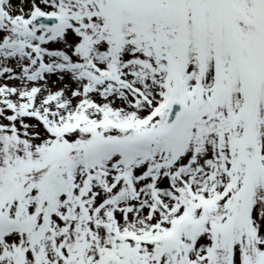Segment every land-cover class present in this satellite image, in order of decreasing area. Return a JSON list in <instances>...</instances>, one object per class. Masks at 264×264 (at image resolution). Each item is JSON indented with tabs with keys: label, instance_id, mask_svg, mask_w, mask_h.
Segmentation results:
<instances>
[{
	"label": "snow or ice",
	"instance_id": "1",
	"mask_svg": "<svg viewBox=\"0 0 264 264\" xmlns=\"http://www.w3.org/2000/svg\"><path fill=\"white\" fill-rule=\"evenodd\" d=\"M0 264H264V0H0Z\"/></svg>",
	"mask_w": 264,
	"mask_h": 264
}]
</instances>
